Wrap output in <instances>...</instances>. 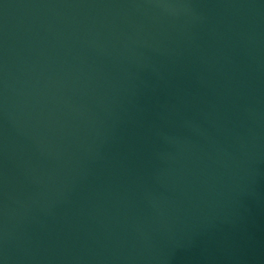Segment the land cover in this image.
Here are the masks:
<instances>
[{
  "label": "water",
  "instance_id": "95a60500",
  "mask_svg": "<svg viewBox=\"0 0 264 264\" xmlns=\"http://www.w3.org/2000/svg\"><path fill=\"white\" fill-rule=\"evenodd\" d=\"M0 264H264V0H0Z\"/></svg>",
  "mask_w": 264,
  "mask_h": 264
}]
</instances>
